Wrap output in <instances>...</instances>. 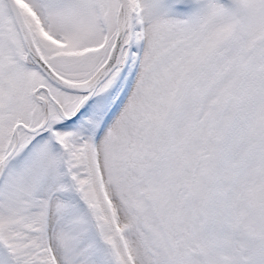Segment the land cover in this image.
Here are the masks:
<instances>
[{"label":"snow or ice","instance_id":"1","mask_svg":"<svg viewBox=\"0 0 264 264\" xmlns=\"http://www.w3.org/2000/svg\"><path fill=\"white\" fill-rule=\"evenodd\" d=\"M0 264H264V0H0Z\"/></svg>","mask_w":264,"mask_h":264}]
</instances>
